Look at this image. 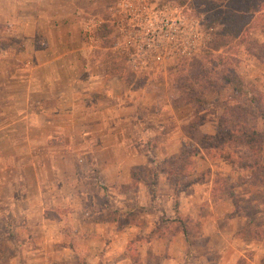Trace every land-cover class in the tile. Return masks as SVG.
<instances>
[{
    "label": "rangeland",
    "instance_id": "374dc122",
    "mask_svg": "<svg viewBox=\"0 0 264 264\" xmlns=\"http://www.w3.org/2000/svg\"><path fill=\"white\" fill-rule=\"evenodd\" d=\"M113 1L85 0L76 20L77 25L88 16L106 20L107 11ZM150 1L183 5L193 0ZM190 4L188 7L192 10ZM263 14L264 11L260 15ZM253 26L254 24H250L248 33L255 34L239 39L214 53L213 63H216L214 56L222 55L227 68L224 70L222 67H215L213 70L215 75L208 80L210 85L208 90L212 91L204 93L199 91L197 93L199 100L190 98V103L189 95H181L176 90L174 82L166 79L165 71H152L133 77L122 60L110 50L114 42L110 34L109 39L112 42L102 46L99 30L97 45L89 52L83 54L79 52L81 55L79 58L81 63L85 62L83 60L85 56L87 61H91L93 64L91 72H95L94 74L99 73L114 79L112 87L118 92L116 105H121L123 110L116 114L117 106L103 97L99 99L98 104L114 109L108 116L110 122L124 127L128 141L123 145L98 144L92 147L83 146L77 141L75 146L64 147L59 140H42L44 132L34 128L26 131L28 144L22 142L20 145V139L23 134L25 135V131L23 126L17 123L13 111L23 103L21 98L23 85L16 81L7 83L4 80L13 75V70L19 67L22 75L34 76L36 68L26 65L21 58H32L36 49L34 51L25 49L27 44L19 34L12 33L10 38H2L0 34V60L11 59L10 66H0V79H4L0 81V105L5 104L2 101V93H11L6 106L2 107L5 113L0 116V124H10V129L3 131L4 134L0 137V264L74 262L69 254H61L64 250L73 249L76 242L68 240L69 238L65 237L66 239L60 242L31 240L35 236L30 235L36 229L34 224H26V221L34 223L40 215L47 220L37 229L38 238L43 236L45 230L46 233H54L59 228L58 222L67 223L68 215L73 214L71 213L73 210L69 208L41 210L42 207H46L49 200L54 204H66L67 201H62L69 197L76 199L82 190L93 193L94 196L96 189H148V185L151 184L155 190L153 204L157 205L153 227H157L158 233L163 229L162 236L151 243V246L160 251V255L162 253L166 255L169 251L173 254L182 252L187 259L185 264H196L194 254L201 255L207 252L206 264H214L219 252H224V260H227L228 255L241 251L242 256L238 258L237 264H257L259 261L264 263L262 258L264 238L252 239L264 233V177L258 182L250 181V172L239 169L236 164L234 154L236 152L222 148L223 153L232 152L230 155L232 165L228 164V161H223L218 152L213 150L204 152L200 149L193 153L194 157L188 156L186 160L190 164L183 166L179 173L180 181L176 187L179 186L181 191L176 195L173 194L166 179L171 161L181 145L187 143L189 145L187 149L190 151L194 148L192 140L205 135L213 136L219 120L225 117L227 108L233 109L237 103H240L239 107L242 106L246 113H250L247 122L253 125L261 144L257 160L264 166V124L260 117L255 118V114L254 117L251 115L257 108L264 116V40L261 35L256 34L257 29H252ZM2 30L1 28L0 31ZM81 42L83 40L76 26L74 41L76 48H81ZM205 46L196 56L202 53ZM99 61L103 64H95ZM5 68L7 70H4ZM120 75L123 81L119 79ZM220 75L223 80H220ZM225 79L232 82L226 84ZM235 79L240 82H234ZM239 84L241 91L246 93L245 97L254 101L253 105L241 103L243 92L238 94L235 91ZM32 87L34 88L33 85ZM30 109L31 113L35 111ZM76 109L75 121L79 124L83 119L79 113L81 106ZM91 117L95 118L96 115L93 114ZM131 119L134 120L133 124ZM33 120L28 123L31 127L35 125ZM190 123L195 125L196 130L194 132L187 130L189 133L187 136L182 128H187ZM164 137H167V140H164ZM85 147L91 150L92 162L89 155L84 156ZM237 148L240 151L239 147ZM67 152L75 157L74 164L69 156L65 155L63 158V153ZM135 152L141 157L148 156L149 162L146 160L143 166L128 169L127 165L131 163L129 156ZM20 156L27 162L16 161ZM112 159L115 161L113 166L108 168L106 166L99 171L100 162L104 160L112 162ZM67 160L69 161L66 162ZM113 167L116 169L113 170ZM106 169L109 170L101 174ZM196 176H200L201 179L191 182ZM163 189H170L168 196ZM104 193L108 199L97 197L95 199L97 206L106 201L116 203L111 200L110 192L108 194L105 190ZM181 199H185L183 207L188 209L182 213L176 210ZM171 206L173 207L170 208ZM107 214L112 218L114 213ZM108 215L106 217L110 218ZM176 220L181 221V226L185 230L184 237L180 232L181 227L175 223ZM63 229H67L64 232H68V227L65 226ZM132 234L133 232L131 238ZM181 236L182 241L179 240ZM169 238L171 240H168ZM144 242L127 241L123 244L124 249L130 251L128 252L130 262L135 258L133 252L141 249ZM82 244L78 243V248H84L82 252L85 253L89 247H83ZM96 244L97 246H93L95 249L99 247V243ZM107 244L109 243L106 242ZM43 252L46 257L41 256ZM76 259L78 264H84L85 258L82 256ZM158 259L156 258L155 262H158Z\"/></svg>",
    "mask_w": 264,
    "mask_h": 264
},
{
    "label": "crops",
    "instance_id": "0c3cea01",
    "mask_svg": "<svg viewBox=\"0 0 264 264\" xmlns=\"http://www.w3.org/2000/svg\"><path fill=\"white\" fill-rule=\"evenodd\" d=\"M84 1L0 0V30L3 29L0 34L3 36L2 38H10L9 36L12 33H16L22 36L23 41L26 42L25 49L32 51L36 49L32 58H21V61L24 60L26 65H32L36 68L34 76L22 75L19 67L13 70V75H9L5 80L0 79V81L4 80L7 83L16 81L23 85V91H21L23 103L13 111L17 123L23 126L25 131V135L23 134L20 139V145L22 142V144H28L26 131L32 128L44 132L42 140H59V143L64 147L75 146L76 141L86 147L98 144L123 145L128 141L124 127L113 125L110 122L108 116L113 113L114 109H108L106 105L101 106L98 104L99 99L103 97L106 101L117 106L118 92L112 87L114 79L91 72L93 64L85 59L86 56L83 57L85 62L81 63L79 52L81 54L89 52L94 49L93 46L87 45L83 41L79 49L76 48L74 43L76 26L81 35V28L85 20L88 17L95 18V16H88L80 20L77 25L76 20L80 15L81 5ZM10 61L11 59H1L0 66H10ZM99 63L100 61L95 64L98 65ZM4 70H7V68ZM10 97L11 93H2V101L5 104L0 105V116L4 115L5 111L2 110V107L6 106ZM80 106L79 113L83 119L77 124L75 121L76 108ZM30 108L35 111L31 113ZM115 110V113L119 114L123 107L119 105ZM93 114L96 115L95 118L91 117ZM31 119H34V127L28 124ZM133 121L131 119L132 124ZM8 129H10L9 123L0 124V137L4 134L3 131ZM146 131L148 130L146 129ZM164 138V140H167V137ZM86 147L84 156L89 155L91 160V150L86 149ZM65 155L69 156L74 164L75 157L70 156L67 152L63 153V158H65ZM129 158L131 163L127 165L128 169L143 166L146 160L149 162L148 156L141 157L136 152L131 154ZM16 161L27 162L22 156L16 158ZM111 161L104 160L100 162L99 171L106 166V168L113 166L115 161L113 159ZM112 169L115 170L116 167ZM108 170L106 169L101 174ZM96 190L94 196L93 193H88V191H79L76 196L78 201L69 197L62 201H67L66 204H54L52 200H49V203L45 205L46 207H42L41 210L44 208L49 210L69 208L73 210L71 212L73 214L68 215L67 223L59 221V228L54 233H46L45 230L43 236L41 235L38 238H36L37 229L44 225L47 220L40 215L34 223L26 221V224H34L36 229L30 235L31 237L35 236L31 240L34 242L41 239L45 242H60L67 237L68 240L76 242L73 249L64 250L61 253L69 254L74 261L71 264H78L76 258H80V256L85 258L84 264H185L187 262L182 252L173 254L169 251L166 255L163 253L160 255V251L152 248L151 243L157 240L152 233L155 229L153 218L156 215L155 208L157 205L151 201L148 189ZM105 190L108 191V194L110 192L112 195V197L110 196L111 200L113 199L116 203L111 204L110 201H106L104 204L97 206L95 203L97 197L108 199L104 195ZM163 190L168 196L170 189ZM184 201L185 199L179 200L177 212L182 213L188 210L187 207H183ZM107 213H114L113 217L111 218V215ZM106 215L110 218H107ZM65 226L68 227L67 233L64 232L67 229H63ZM132 232L133 236L131 238ZM170 237L172 238V236ZM171 238L168 240H171ZM179 240L182 241L183 237L181 236ZM127 241L128 243L131 241H145L141 245V249L133 252L135 258L131 262L128 259V252L130 251L125 250L123 245ZM106 242L109 243L108 246ZM78 243H85L82 246H88L89 250L83 253L84 248H78ZM96 243H99L97 249L93 248V246H97ZM206 253L201 255L193 253V258L197 260L196 264L207 263ZM224 255V252H219L218 259L214 264H237L238 258L242 256L241 251H238L228 255V259L224 260ZM41 256L46 257L47 255L43 252ZM156 258H159L158 262H155ZM257 264L264 263L259 261Z\"/></svg>",
    "mask_w": 264,
    "mask_h": 264
},
{
    "label": "trees",
    "instance_id": "16d2710c",
    "mask_svg": "<svg viewBox=\"0 0 264 264\" xmlns=\"http://www.w3.org/2000/svg\"><path fill=\"white\" fill-rule=\"evenodd\" d=\"M191 2L192 4H190ZM191 2L189 4L192 8L193 16L201 17L204 24L212 28L209 41L206 43L204 50L199 56H194L190 59H179L165 69L166 79L174 82L176 90L181 95H189L188 103L191 102L190 98L199 100L197 95L199 91L203 93L212 91L208 90L210 86L208 80L215 75L213 72L215 67H222L226 70L227 65H225L226 62L222 55L214 56V58H216V63H213L214 53L230 46L231 43L239 39L255 34L248 33L250 24H254L252 29H257L256 31H258V33L256 34L261 35L264 40V14L260 15L262 11H264V0H193ZM251 21L254 22L252 23ZM110 32L111 30L108 25H103L100 29L99 38L102 46L109 45V43L112 42L109 39ZM130 74L133 77L135 76L134 73L130 72ZM119 79L123 81L122 75L119 76ZM223 79L224 78L220 75V80ZM230 82L232 81L225 79L226 84ZM234 82L239 83L240 81L235 79ZM235 91H237L238 94L243 92L241 97L243 98L242 104H254L252 99L249 100L245 97L246 93L245 91H241L240 84ZM239 104L240 103H237L236 107L233 109L227 108L225 117L219 120L220 123L217 125L216 132L213 136L205 135L192 140L194 148L192 147L193 149L190 151L187 149V147H189L187 143L181 145L175 158L171 161L170 169L166 175V179L174 195L181 191L180 187L176 186L180 181L179 173L182 171V167L190 164L186 158L191 155L194 157L193 153H197L200 149L204 152L210 150L217 151L220 158H222L223 161H228L230 165H232L230 155L232 152H236L237 154L234 153L237 159L236 164L239 169L248 170L250 172V181L258 182L260 178L262 179L264 177V166L257 160L261 150L258 134L253 125L247 122L250 113H246L242 106L239 107ZM245 107L247 108L248 105ZM254 114L256 115L255 118L260 117L262 124H264V116L259 110L257 111V108H255L254 113L251 115L254 117ZM186 127L187 128H182V130L187 136L189 135L187 130L192 132L196 130L195 125L191 123ZM237 147H239L240 151H238ZM253 147H255V149H253ZM222 148L227 150L231 149L232 152L230 154L223 153ZM177 165L181 167H177ZM200 179V176H196L191 182H196ZM148 186L150 199L154 201V187L152 184ZM175 223L181 227L180 232L184 237L185 230L183 226H181V221L176 220ZM156 229L157 227L152 233L155 235V238L158 239L162 236L163 229L160 230V233L156 232ZM262 238H264V233L252 237V239L257 240Z\"/></svg>",
    "mask_w": 264,
    "mask_h": 264
},
{
    "label": "built area",
    "instance_id": "2783aa9c",
    "mask_svg": "<svg viewBox=\"0 0 264 264\" xmlns=\"http://www.w3.org/2000/svg\"><path fill=\"white\" fill-rule=\"evenodd\" d=\"M107 18L88 17L81 28L83 41L97 45V33L108 25L110 47L135 75L165 71L179 59L196 56L209 41L212 28L195 17L188 4L150 0H114Z\"/></svg>",
    "mask_w": 264,
    "mask_h": 264
}]
</instances>
